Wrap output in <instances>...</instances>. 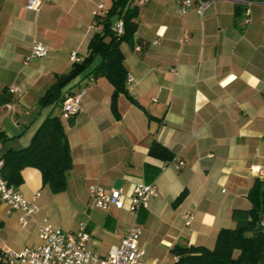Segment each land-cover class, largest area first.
Instances as JSON below:
<instances>
[{
	"label": "crops",
	"instance_id": "1",
	"mask_svg": "<svg viewBox=\"0 0 264 264\" xmlns=\"http://www.w3.org/2000/svg\"><path fill=\"white\" fill-rule=\"evenodd\" d=\"M112 2L50 0L30 10L27 0H0V157L29 145L50 114L61 115L73 157L68 186L59 193L43 183L39 169L22 170L15 186L29 199L40 192V211L22 226L21 211L0 197V246L40 244L37 221L46 217L63 230L86 222L90 247L108 255L134 221L127 207L136 184L147 182L150 163L160 168L153 180L158 195L140 212V246L147 264H180L174 248H214L219 231L235 226L232 211L252 206L255 179H264L252 170L264 168V0H214L203 17L195 10L180 13L176 0H137L135 41L121 44L136 102L120 94L116 113L113 84L85 72L63 89L65 96L85 90L82 110L70 123L62 106L42 107L39 98L72 69L74 52L80 61L89 54L101 29L95 12L105 15ZM138 39L147 46L138 49ZM38 42L49 47L48 55L28 59ZM11 85L21 87L22 96L9 94ZM155 140L173 160L149 156ZM92 184L123 188L125 207L94 206ZM189 213L194 219L188 225Z\"/></svg>",
	"mask_w": 264,
	"mask_h": 264
},
{
	"label": "trees",
	"instance_id": "2",
	"mask_svg": "<svg viewBox=\"0 0 264 264\" xmlns=\"http://www.w3.org/2000/svg\"><path fill=\"white\" fill-rule=\"evenodd\" d=\"M140 6L137 0H113L105 15H96L95 22L101 29L94 33L89 43V54L76 61L72 69L57 76L45 93L39 98L42 107L63 105L66 98L63 89L75 77L87 73V77H106L113 84L112 108L120 94L136 100L127 87V69L121 49L123 42L134 43L138 28L137 17ZM123 21L124 32L117 34L113 29L114 19ZM137 44L145 48L147 43L138 39ZM73 123V117L69 118ZM149 156L163 162L174 159V153L159 141H154ZM0 159L3 160L2 176L13 185L23 181L22 170L35 167L41 171L43 183L55 193L66 190L68 174L73 166V157L68 135L61 115L50 114L35 131L29 145L20 149H8ZM160 168L148 163L145 166L147 182L153 181ZM252 206L249 209H234V227L222 228L217 236L215 247L180 246L174 248L180 264H261L264 262V179L256 178L249 192ZM183 195L179 196V202Z\"/></svg>",
	"mask_w": 264,
	"mask_h": 264
},
{
	"label": "built area",
	"instance_id": "3",
	"mask_svg": "<svg viewBox=\"0 0 264 264\" xmlns=\"http://www.w3.org/2000/svg\"><path fill=\"white\" fill-rule=\"evenodd\" d=\"M50 0H27L26 7L30 10H38L43 2ZM148 0H138V3L145 4ZM178 11L186 14L195 10L200 17H203L214 0H176ZM237 3L250 0H232ZM247 16L250 10H246ZM98 15L95 12V16ZM248 21V19H246ZM117 34L124 32L123 21L119 19L115 25ZM138 49H141L138 46ZM49 53V47L43 43H36L28 59L32 57H45ZM72 58L80 61L74 52ZM133 77L128 74L127 82H131ZM1 86V84H0ZM12 95L22 96L23 90L19 86L11 85L5 87ZM85 90L77 93H68L63 102L62 109L66 117L75 116L82 110V98ZM8 103L7 107L11 108ZM4 162L0 159V197L12 209L21 211L20 223L27 226L34 216L40 211L37 202L40 192H37L31 199L26 198L17 186L9 183L2 176V166ZM184 162H180L181 167ZM252 170L260 175H264V168L252 167ZM89 195L92 204L99 208L108 209L116 207L122 209L126 205V193L123 188H112L106 190L96 184L89 186ZM158 195V190L153 181L137 183L130 197L127 207L128 213L134 218L133 223L127 228L120 244L113 246L109 254L102 256L89 245L91 234L87 229V223L82 222L78 229L63 230L54 226L48 218L44 217L37 221L40 237V244L36 246H26L23 250H15L10 247L0 246V264H147L145 261V250L140 246V238L143 234V226L138 221L142 209L148 208L152 197ZM194 219V214L189 213L187 224ZM264 227V219L262 221ZM179 257L176 256V260Z\"/></svg>",
	"mask_w": 264,
	"mask_h": 264
},
{
	"label": "rangeland",
	"instance_id": "4",
	"mask_svg": "<svg viewBox=\"0 0 264 264\" xmlns=\"http://www.w3.org/2000/svg\"><path fill=\"white\" fill-rule=\"evenodd\" d=\"M55 112H56V110H55Z\"/></svg>",
	"mask_w": 264,
	"mask_h": 264
}]
</instances>
